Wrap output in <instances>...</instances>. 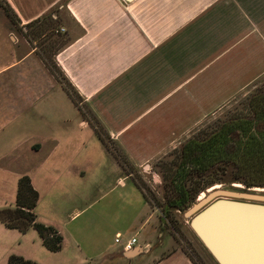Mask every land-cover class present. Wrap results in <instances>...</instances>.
<instances>
[{
	"label": "crops",
	"instance_id": "0c3cea01",
	"mask_svg": "<svg viewBox=\"0 0 264 264\" xmlns=\"http://www.w3.org/2000/svg\"><path fill=\"white\" fill-rule=\"evenodd\" d=\"M2 2L16 26L0 7V209L14 207L17 180L27 176L35 219L57 231L61 247L50 252L31 227L0 222V264L10 255L38 264H193L180 248H150L157 216L128 169L181 145L264 77V0ZM44 16L62 29L52 61L76 103L23 37Z\"/></svg>",
	"mask_w": 264,
	"mask_h": 264
},
{
	"label": "rangeland",
	"instance_id": "374dc122",
	"mask_svg": "<svg viewBox=\"0 0 264 264\" xmlns=\"http://www.w3.org/2000/svg\"><path fill=\"white\" fill-rule=\"evenodd\" d=\"M0 7L6 17L14 24L2 0H0ZM55 27L54 20L43 17L39 22L32 23L25 32L23 31L25 33H23V37L34 43V45H30L35 46L37 53L53 72L55 78L78 100L76 92L52 61V55L64 43L61 37L54 34ZM258 87L264 88V77L255 84V88ZM254 89L252 87L247 95L233 98L222 108L207 116L197 129L201 128L205 133H208L221 122L235 117L247 116L246 98ZM196 130H192L191 134ZM179 147L180 145L171 149L157 161L145 164L140 168L130 169L133 181L141 188L143 196L157 216L158 234L160 236L157 242L150 245V248L153 250L160 249L162 252L180 248L193 264H217L189 225L192 216L203 206L189 216L185 215L186 211L198 202V196L201 193L205 196L207 194L206 190L215 185L219 186L218 190L253 192L262 196H264V187H247L237 177L236 170L230 163H219L202 173H191L187 177L184 189L187 190L189 200L181 204L171 185V176L177 164ZM233 184L239 186L234 188L232 187ZM254 188L262 190L258 193L255 190L246 191ZM176 205H179V207H176ZM124 264H130V262Z\"/></svg>",
	"mask_w": 264,
	"mask_h": 264
},
{
	"label": "trees",
	"instance_id": "16d2710c",
	"mask_svg": "<svg viewBox=\"0 0 264 264\" xmlns=\"http://www.w3.org/2000/svg\"><path fill=\"white\" fill-rule=\"evenodd\" d=\"M9 14L11 15L10 12ZM44 17L51 19L50 16ZM11 18L16 24L12 15ZM41 19L23 28L27 30L32 23ZM59 83L76 103L77 100L71 92L61 82ZM246 108L247 116L221 122L208 133L199 128L180 145L171 185L181 204L189 200L187 190L184 189L187 177L191 173H202L219 163H230L235 168L237 177L247 187H264V88H255L248 95ZM96 131L101 141L108 147L107 138L98 128ZM137 187L141 190L138 185ZM36 201L37 192L31 186L29 178L20 177L16 184L14 207L0 209V222L7 228L21 232L31 227L38 234L42 245L48 251L56 252L61 247V236L52 227L36 221L34 214ZM6 264L38 263L10 255Z\"/></svg>",
	"mask_w": 264,
	"mask_h": 264
},
{
	"label": "water",
	"instance_id": "95a60500",
	"mask_svg": "<svg viewBox=\"0 0 264 264\" xmlns=\"http://www.w3.org/2000/svg\"><path fill=\"white\" fill-rule=\"evenodd\" d=\"M199 208L189 225L217 264H264V196L216 189L185 215Z\"/></svg>",
	"mask_w": 264,
	"mask_h": 264
},
{
	"label": "built area",
	"instance_id": "2783aa9c",
	"mask_svg": "<svg viewBox=\"0 0 264 264\" xmlns=\"http://www.w3.org/2000/svg\"><path fill=\"white\" fill-rule=\"evenodd\" d=\"M62 29L55 30L54 33L61 32ZM136 243V239L134 237L129 238L124 244H123V250L124 252H129L132 250L134 244Z\"/></svg>",
	"mask_w": 264,
	"mask_h": 264
},
{
	"label": "bare ground",
	"instance_id": "6f19581e",
	"mask_svg": "<svg viewBox=\"0 0 264 264\" xmlns=\"http://www.w3.org/2000/svg\"><path fill=\"white\" fill-rule=\"evenodd\" d=\"M235 186H239V185H238V184H234V188H237V187H235ZM218 188H219L218 185L212 186V187H210V188L207 189L206 193H209V192H211V191H213V190H216V189H218ZM252 190H253V191L255 190L256 192H259V191H261L262 189H260V188H254V189H252ZM203 198H204V194L201 193V194L198 196V200H197V201H201Z\"/></svg>",
	"mask_w": 264,
	"mask_h": 264
},
{
	"label": "flooded vegetation",
	"instance_id": "af4514ba",
	"mask_svg": "<svg viewBox=\"0 0 264 264\" xmlns=\"http://www.w3.org/2000/svg\"><path fill=\"white\" fill-rule=\"evenodd\" d=\"M232 187H234V184L232 185ZM207 191V190H206Z\"/></svg>",
	"mask_w": 264,
	"mask_h": 264
}]
</instances>
